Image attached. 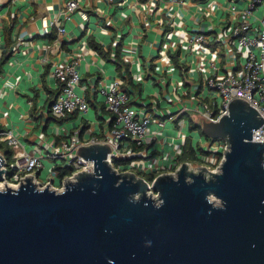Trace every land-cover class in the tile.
<instances>
[{
	"label": "water",
	"instance_id": "1",
	"mask_svg": "<svg viewBox=\"0 0 264 264\" xmlns=\"http://www.w3.org/2000/svg\"><path fill=\"white\" fill-rule=\"evenodd\" d=\"M202 120L206 138L230 145L219 171L182 163L155 178L157 199L144 178L118 173L100 144L79 148L94 172L63 190L32 178L6 184L0 264H264V143L253 141L264 121L240 99L218 123Z\"/></svg>",
	"mask_w": 264,
	"mask_h": 264
},
{
	"label": "crops",
	"instance_id": "2",
	"mask_svg": "<svg viewBox=\"0 0 264 264\" xmlns=\"http://www.w3.org/2000/svg\"><path fill=\"white\" fill-rule=\"evenodd\" d=\"M68 1L10 0L1 11L0 62L4 57L6 60L0 69V133L14 131L29 147H34L29 149L27 145L30 154L43 157L59 155L62 145L76 134L81 142L94 137L105 139L110 134L111 116L106 110L105 97L99 91L121 80L131 97V105L148 110L157 121H166L165 128L156 124L151 127L148 144L142 150H134L139 146L130 144L127 153L133 155L122 160L125 161L123 166L136 174L149 173L152 169L159 174L173 172L188 138L184 133L187 125L185 120L179 121V128L175 125L178 132L170 142L169 136H165V131L169 132L167 120L184 111L191 113L220 102L219 96L206 94L210 67L201 51L182 48L179 56L182 68H179L166 55L174 53L173 48L161 49L163 33L169 23L179 18L177 27L193 26V17L197 14H192L196 8L168 14L162 8L155 12L154 6L138 0H76L78 10L71 19H66L64 5ZM219 13L220 10L214 9L205 17L202 15L205 25L224 28L215 24ZM161 20L163 26H160ZM60 26L65 27V34H58ZM90 39L105 50L110 49L111 60H104L89 45ZM119 44H122V59L130 65L128 72L123 64L118 67L115 62ZM218 50L220 55H217ZM234 52V47L226 42L217 44L215 53L222 70L228 60L234 59ZM236 55L239 60L241 55ZM74 57L81 59L80 90L94 108L98 124H92L89 115H77L61 122L49 112L54 98L51 91L57 90L51 71ZM178 72L181 79H177ZM150 80L160 91L146 97L145 85ZM173 107L177 110L173 111ZM67 124L71 125L69 129L62 126ZM191 141L193 144V139ZM210 145L209 141L201 142L200 148L207 151ZM197 154L199 158L200 153Z\"/></svg>",
	"mask_w": 264,
	"mask_h": 264
},
{
	"label": "built area",
	"instance_id": "3",
	"mask_svg": "<svg viewBox=\"0 0 264 264\" xmlns=\"http://www.w3.org/2000/svg\"><path fill=\"white\" fill-rule=\"evenodd\" d=\"M8 2L10 0H0V13ZM138 2H146V4L154 6L153 10L155 12L162 8V11L168 14L183 11L188 7L196 8V11L192 14H197L193 17L194 27L186 24L177 27L176 22L179 18L176 22L172 20L164 30L161 42V49L164 48L165 51L173 48L175 52L180 51L181 53V49L185 47L190 51H201L209 60L210 75L205 82V86L210 92L218 94L220 102H214L210 107L206 106L203 111L196 110L192 112L196 115L200 114V117L206 118L212 123H218L223 117L229 115L230 103L240 99L256 109L264 121V0H227V4L217 3L216 0L206 2H194L193 0H138ZM242 3H245L246 6L238 7L237 4ZM78 8L79 4L76 0L66 2L64 5L65 18L71 19ZM214 9L220 10L226 17L223 23L218 24V26L224 25V28L220 30L216 29L214 25H205V20L202 18V15L205 17V14ZM262 9V15L257 14ZM227 17L230 20L227 21ZM163 25L164 21L161 20L160 26ZM57 30L58 34L66 33L64 26H60ZM183 30L185 32L179 35ZM221 42L233 46L235 52L241 55L238 60L234 52V59L226 62L224 70H222L215 53L217 44ZM174 53L167 52L166 55L171 59L170 54ZM217 55H220L219 50ZM80 62L79 57H74L64 65L55 66L51 71V76L56 81L57 89L60 88V91L51 102L49 112L58 121L69 115H86L90 110L86 95L80 90L81 76L78 70ZM99 92L105 97L106 110L111 116L109 137L105 139L94 137L88 142H81L76 134L74 138L62 145V151L59 155L47 156L54 161L55 166L51 169L47 178H42L41 175L45 169V157L30 154L27 145L14 131L8 130L0 133V141L7 143L14 152L12 162H8L2 154L5 162L0 169L5 170L6 174L3 175L1 181L17 188L27 178H32L38 187L49 186L54 190H63L69 182L76 180L78 174L94 172V162L80 157L78 150L81 147L95 144L111 147V153L108 155L107 160L118 173H135L127 171L123 166L125 161L122 160H126L133 155L127 153V149L132 143L139 147L146 146L151 127L156 124L160 128H165L166 121H157L149 114L148 110L145 109L144 112H141L142 109L131 105V97L121 80L100 88ZM187 112L190 111L171 116L169 120L176 121L180 115ZM253 141L264 143V124L254 131ZM228 148H230L228 142L216 141L209 146L208 150L210 151L200 148L203 153L199 154V161L201 162L199 165H193L191 162L187 163L194 170L198 168L193 167L202 166L212 172H218L226 153L230 150ZM59 159L63 161L62 165L57 164ZM115 161L121 164L116 166ZM180 165L173 172L163 174H175ZM57 167H74L75 171L70 176L62 179L59 177ZM9 170L15 173L11 179H8ZM142 174H156L157 177L163 175L153 172V169L149 173ZM142 174L138 173L137 175L142 177ZM144 179L148 181L146 178ZM153 181H148L150 194L157 199L158 194L152 190Z\"/></svg>",
	"mask_w": 264,
	"mask_h": 264
},
{
	"label": "trees",
	"instance_id": "4",
	"mask_svg": "<svg viewBox=\"0 0 264 264\" xmlns=\"http://www.w3.org/2000/svg\"><path fill=\"white\" fill-rule=\"evenodd\" d=\"M193 1L194 2H198V1L206 2V1H209V0H193ZM89 45L98 54H100L104 58V60H106V61L107 60H111L110 52H109L110 49L105 50L104 46H102L100 43H98L94 39H90L89 40ZM121 51H122V44H119L117 46V49H116L115 62H116V64H118V67H120V64H123L126 67L127 72H128V68L130 67V65L127 64V63H125L124 60L122 59V57H121ZM170 56H171V59L173 60V62L175 63L176 67L182 68V65H181V63L179 61L180 51H177L174 54H170ZM5 58L6 57H4L3 61L0 62V69L2 68V66H3V64H4L5 60H6ZM152 68H154V66H152ZM129 82H130V84L131 83L133 84L132 78L131 79L129 78ZM59 91H60V88L57 89L56 91H51V93L54 95V98L56 97V94ZM35 93H37V92H35ZM75 116H77V115H69V116H67L64 119H61L60 121L61 122L62 121H67L69 119H73ZM186 117H189L190 118V121L192 123L190 129L191 130H199L201 132V135L204 136V134L202 132V125L204 123V120H202V118L199 115L197 117H195L196 121H193L192 116H191V114L189 112L184 113V114H182V115L179 116V119L178 120L175 121V125L177 126L178 125V122L181 121V120H185ZM0 131H2V130L0 129ZM58 140L60 141V138H58ZM206 140L209 141V142H211V143L216 142V141H212L209 138H206ZM142 148L143 147H139V148H135L134 147L133 149L134 150H142ZM198 152L199 153H203L200 148L195 149L193 147L192 141L189 138H187L186 144L184 146L183 153H182L181 156L178 157V165H180L182 163H185V162L186 163L187 162H191L193 165H199L201 162L199 161V158L197 157V153ZM0 153L3 154L6 157V159L8 160V162H12L13 161V154H14V152L7 145V143L0 141ZM115 164H116V166H118L121 163L115 161ZM74 171H75V168L74 167H70V168L57 167V172L59 173V177L62 178V179L65 178V177H67V176H70L72 173H74ZM14 174L15 173L13 171H10L9 170V172H8V179H11L14 176ZM141 176L144 177V178H146L150 182L153 181L157 177L156 174H152V175L142 174Z\"/></svg>",
	"mask_w": 264,
	"mask_h": 264
},
{
	"label": "rangeland",
	"instance_id": "5",
	"mask_svg": "<svg viewBox=\"0 0 264 264\" xmlns=\"http://www.w3.org/2000/svg\"><path fill=\"white\" fill-rule=\"evenodd\" d=\"M217 3H220V4H227V0H216ZM238 7L242 8V7H245V3H242V4H237ZM263 13V9L259 12H257V14L259 15H262ZM226 20V17L222 15V12H220L218 14V17L216 19V22L215 24L218 25L220 22H224ZM156 56V54H155ZM177 79H181V76L179 75V72L177 74ZM146 87V91H145V96L148 97V96H153L155 95L157 92L160 91V87L156 86L155 85V82L153 80H150L149 82H147V84L145 85ZM206 94L207 96H211V97H214V96H218L217 93L215 92H210L209 89L206 90ZM170 107V106H169ZM140 109V108H138ZM173 111H176L177 110V107H173ZM204 109L202 108L201 111H203ZM141 112H144L145 109H142L140 110ZM191 116H192V119L193 121H196L195 117H197L198 115L200 114H197L195 115L194 112H191L190 113ZM89 115V117L91 116V118H89V121L92 122V124H98L99 121L97 119V116H96V113H95V110L93 107H90V112L86 114V116ZM168 122V126H169V132L165 131V136H169V139H170V142H172V139L176 136L178 130L176 129L175 127V121H172V120H167ZM185 122H186V128L184 129V133L188 136V138L191 140L193 139V147H195L196 149H198L200 147V143H207V140L204 136L201 135V132L199 130H191V121H190V118L189 117H186L185 118ZM64 128L67 127L68 129L71 127V125H62ZM154 128V127H153ZM172 130V131H171ZM178 141V140H177ZM23 142L27 144L26 141L23 140ZM29 147V145H28ZM32 149L34 148L33 146L32 147H29V149ZM45 157V160H44V164H45V169L43 170L42 172V175L41 177L42 178H47L48 175H49V172L51 171V169L55 166V163L52 159H49L47 156H44ZM57 164L58 165H62L63 164V161L62 160H58L57 161ZM193 168H198L197 167H193Z\"/></svg>",
	"mask_w": 264,
	"mask_h": 264
},
{
	"label": "bare ground",
	"instance_id": "6",
	"mask_svg": "<svg viewBox=\"0 0 264 264\" xmlns=\"http://www.w3.org/2000/svg\"><path fill=\"white\" fill-rule=\"evenodd\" d=\"M194 171H198V170H194ZM6 183H3L2 181H0V189L4 190V188L6 187ZM15 187V186H14Z\"/></svg>",
	"mask_w": 264,
	"mask_h": 264
}]
</instances>
